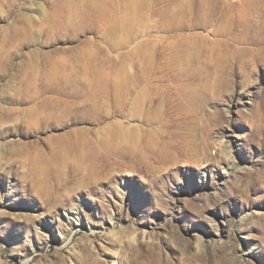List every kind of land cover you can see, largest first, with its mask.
Returning a JSON list of instances; mask_svg holds the SVG:
<instances>
[{
  "label": "rangeland",
  "instance_id": "rangeland-1",
  "mask_svg": "<svg viewBox=\"0 0 264 264\" xmlns=\"http://www.w3.org/2000/svg\"><path fill=\"white\" fill-rule=\"evenodd\" d=\"M0 264H264V0H0Z\"/></svg>",
  "mask_w": 264,
  "mask_h": 264
}]
</instances>
